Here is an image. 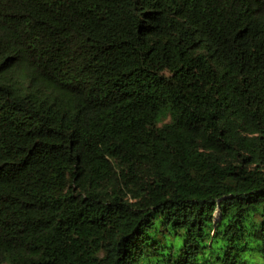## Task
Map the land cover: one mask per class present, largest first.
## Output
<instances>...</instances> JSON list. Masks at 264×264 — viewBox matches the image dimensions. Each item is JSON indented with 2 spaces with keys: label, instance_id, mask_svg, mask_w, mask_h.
I'll return each mask as SVG.
<instances>
[{
  "label": "trees",
  "instance_id": "16d2710c",
  "mask_svg": "<svg viewBox=\"0 0 264 264\" xmlns=\"http://www.w3.org/2000/svg\"><path fill=\"white\" fill-rule=\"evenodd\" d=\"M0 264H264V0H0Z\"/></svg>",
  "mask_w": 264,
  "mask_h": 264
}]
</instances>
